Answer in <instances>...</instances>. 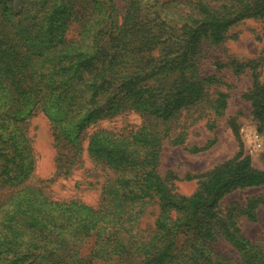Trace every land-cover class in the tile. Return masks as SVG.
I'll list each match as a JSON object with an SVG mask.
<instances>
[{
    "label": "trees",
    "instance_id": "1",
    "mask_svg": "<svg viewBox=\"0 0 264 264\" xmlns=\"http://www.w3.org/2000/svg\"><path fill=\"white\" fill-rule=\"evenodd\" d=\"M247 18L264 28V0H0V264H264V249L235 225V214L255 220L264 197L218 209L232 191L264 187L250 156L220 163L189 196L175 192L171 172L158 171L165 143L191 153L214 144L188 142L191 127L207 119L212 130L228 105L219 76L201 70L202 53ZM258 64L215 63L217 71H252L244 97L263 122ZM39 113L56 161L49 178L32 181L27 130ZM129 114L139 118L131 128L88 132ZM80 170L90 181L75 182L98 187L96 205L46 193V183ZM151 203L158 215L144 235ZM220 239L235 258L213 248Z\"/></svg>",
    "mask_w": 264,
    "mask_h": 264
},
{
    "label": "rangeland",
    "instance_id": "2",
    "mask_svg": "<svg viewBox=\"0 0 264 264\" xmlns=\"http://www.w3.org/2000/svg\"><path fill=\"white\" fill-rule=\"evenodd\" d=\"M163 1L185 2L188 0ZM76 31L71 30L70 34L75 35ZM228 35L227 40L221 45L205 46L200 63L202 71L206 74L216 73L222 80L223 84L219 89L228 94L227 108L224 114L216 119L215 128L210 130L206 126L207 119L199 121L191 127L188 138L190 144H204L209 139L214 140V144L207 150L197 153H191L182 146H173L168 143H165L161 150L158 171L162 176H167L171 172L173 189L182 195L193 194L199 186L201 177L214 167L240 156H250L252 164L264 170V121L259 122L253 118L251 102L244 97L253 83L252 71L245 69L242 73L234 74L230 67H222L217 71L215 65L217 61L228 64L232 61L256 60L259 63L256 68L259 73L258 78L264 85V28L260 21L247 18L233 25ZM138 122L139 118L136 114H129L123 119L113 118L97 122L90 126L88 132L99 128L118 129L126 125L127 128H131ZM27 134L31 139L35 158L31 179L32 181L47 179L55 168L56 149L49 129V121L42 113L32 117ZM256 134L259 136L258 143L255 139ZM93 166L85 156V167ZM86 175L83 170H80L69 178H59L52 183H46L45 191L54 198L66 199L76 196L96 205L100 195L98 187L87 188L86 185L80 184L90 181L89 178L86 180ZM259 196L264 197V187L238 189L222 197L218 203V209L223 215L228 208L244 205L248 199ZM255 213V220L235 214V225L252 244L264 249V204H260ZM157 215V205L149 204L139 225L144 235H150L153 232ZM93 243L94 238H88L81 245L79 254L86 256ZM212 246L225 255L230 254L229 256L236 257L234 249L222 239L214 242Z\"/></svg>",
    "mask_w": 264,
    "mask_h": 264
},
{
    "label": "built area",
    "instance_id": "3",
    "mask_svg": "<svg viewBox=\"0 0 264 264\" xmlns=\"http://www.w3.org/2000/svg\"><path fill=\"white\" fill-rule=\"evenodd\" d=\"M258 137H259V136L256 134V135H255V139H256L257 143H258ZM258 146H260V144H258Z\"/></svg>",
    "mask_w": 264,
    "mask_h": 264
}]
</instances>
